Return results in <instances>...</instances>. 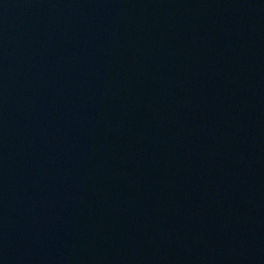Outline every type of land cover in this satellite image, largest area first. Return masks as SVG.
Wrapping results in <instances>:
<instances>
[{"label": "water", "instance_id": "95a60500", "mask_svg": "<svg viewBox=\"0 0 264 264\" xmlns=\"http://www.w3.org/2000/svg\"><path fill=\"white\" fill-rule=\"evenodd\" d=\"M0 264H264V0H0Z\"/></svg>", "mask_w": 264, "mask_h": 264}]
</instances>
